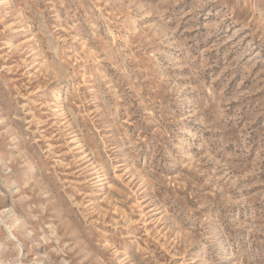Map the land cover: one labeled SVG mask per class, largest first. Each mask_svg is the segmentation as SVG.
Returning a JSON list of instances; mask_svg holds the SVG:
<instances>
[{"label": "rangeland", "instance_id": "obj_1", "mask_svg": "<svg viewBox=\"0 0 264 264\" xmlns=\"http://www.w3.org/2000/svg\"><path fill=\"white\" fill-rule=\"evenodd\" d=\"M0 264H264V0H0Z\"/></svg>", "mask_w": 264, "mask_h": 264}]
</instances>
